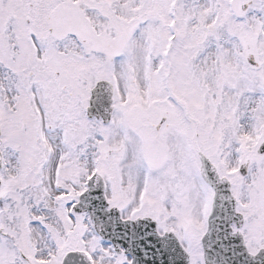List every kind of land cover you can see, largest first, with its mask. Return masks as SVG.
I'll return each mask as SVG.
<instances>
[{
    "label": "snow or ice",
    "instance_id": "1",
    "mask_svg": "<svg viewBox=\"0 0 264 264\" xmlns=\"http://www.w3.org/2000/svg\"><path fill=\"white\" fill-rule=\"evenodd\" d=\"M0 264H264V0H0Z\"/></svg>",
    "mask_w": 264,
    "mask_h": 264
}]
</instances>
